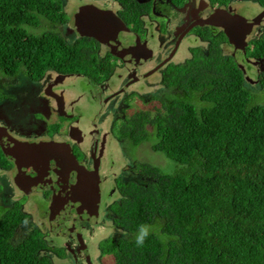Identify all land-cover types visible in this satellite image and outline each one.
<instances>
[{
    "label": "trees",
    "instance_id": "1",
    "mask_svg": "<svg viewBox=\"0 0 264 264\" xmlns=\"http://www.w3.org/2000/svg\"><path fill=\"white\" fill-rule=\"evenodd\" d=\"M112 1L129 22L150 11L138 0ZM255 2L264 8V0ZM69 22L64 0H0V79L39 80L51 71L105 77L96 41L63 36ZM221 41L212 38L207 53L195 49L185 65L169 68L165 84L186 97H166L163 109L141 111L120 128L119 139L133 148L152 139V150L178 168L138 163L139 180L119 181L110 220L118 235L104 243L115 264H264V77L257 81L226 58ZM247 52L264 59V37ZM11 165L0 146V170ZM30 222L22 203L4 205L0 186V264H53L39 228L18 240ZM140 224L152 226L142 247Z\"/></svg>",
    "mask_w": 264,
    "mask_h": 264
},
{
    "label": "flooded vegetation",
    "instance_id": "2",
    "mask_svg": "<svg viewBox=\"0 0 264 264\" xmlns=\"http://www.w3.org/2000/svg\"><path fill=\"white\" fill-rule=\"evenodd\" d=\"M138 1L145 4L150 11L132 19L131 22L122 16L123 9L119 3L116 2L119 5L118 9L110 10V7L98 6L101 2L98 4L95 2L91 3L93 5H88L91 6L90 9L82 11L79 15L74 12L70 15L71 21L60 28L63 36L69 42H75L80 38H88L97 42L96 57L101 64H105L104 69L107 70L105 77V74L100 76L104 77L103 79H100L99 76L88 77L83 73V75H67L56 71L47 72L39 80H32L23 74L14 78L2 77L0 79H4L7 83V86L4 87L0 81L2 90L7 97L3 101L0 100V125L7 127L8 132L21 141L35 140L49 144V141L56 139L57 143L64 147L67 159L77 161L92 176L95 174L92 178L93 184L101 183L98 191L92 189L91 186L89 187L91 191L88 189L80 193L76 192L68 198L65 197V193L60 192L59 196L50 188L35 192L26 186L17 185L16 181L7 184L4 188L5 192H2L1 188V199L4 205L15 202L22 203L23 208L32 218L34 213L30 212L31 210L28 208L31 197L34 195L44 197L47 209L46 216L42 217L45 220H42L41 223H35L32 220L30 224H32V228L37 227L42 231L46 242L49 235H53V233L57 234V238L62 241L57 245V249L52 251L51 260L56 257L63 261L68 259L73 264H106L104 259L110 255L105 254L106 246L102 247L107 240L116 238L117 232L102 239L101 246L98 248L99 257L96 261L91 258L90 245L84 237V233L87 232L90 235L95 233L93 224L99 222L100 225L102 220L105 221V224L108 222L113 224L110 221L111 206L116 202L114 197L119 195V181L139 180L137 164L149 162L147 157L142 154L144 153L142 145L133 148L129 142L119 139L122 124L141 111L154 113L163 109L167 102L166 97H186L172 94L171 89L165 84V75L169 68L171 66L179 68L185 65L193 58L192 52L195 49H201L207 53L212 38H215V41H221L223 35L227 37L224 29L218 26L219 11L235 15L229 12V4L224 5L213 0H184L181 5H178L175 0ZM235 1L241 0H234L231 3ZM77 10L82 9L78 8ZM108 11H111L112 17L109 16ZM77 17L85 18L88 21V24L81 26L79 31L78 27H74ZM104 17L106 18L105 22L95 30L98 21ZM114 18L120 19L127 26L131 35L134 36V43L136 42L133 48L130 46L129 50H126L127 59L126 56L120 58L117 55V53H121V49L117 45L112 48L93 36L95 33L99 38H102L100 32L112 31L109 24ZM208 21L211 23H207ZM252 34H256L253 41L255 38L264 37V22L257 24ZM187 41H189L186 46L187 56L183 61L178 60V55ZM120 42L124 43V39H121ZM250 43L251 41L249 45ZM219 45L224 56L226 58L233 57L239 62L244 72L245 66L249 65L252 66L249 70L251 74H255L257 81L264 77V59L249 58L248 52L246 54L236 53L235 47L229 42V39L225 42L222 40ZM144 68H150L151 71L142 74ZM134 72L137 74L135 75ZM64 79L68 82L69 79L78 80L82 82L81 85H88L86 82L88 80L97 92L90 96L91 99L96 97L97 100H100L101 97H104L102 108L95 114V122L92 117L87 115V109V113L83 116L81 110L73 108V105L78 104V101L74 102V100H72L70 110H72L75 119L70 117V121L65 120V115L59 116L55 110L57 105L51 100V96H59L64 91L62 83ZM142 82L147 83L145 86L147 91L135 88ZM136 103L144 105L146 109L136 110ZM102 113L105 115L99 123ZM108 121L109 123L104 126ZM147 128L149 131L152 130L149 125ZM147 143L145 144L147 145ZM67 147L70 148V151ZM109 159L112 162H108ZM13 163L12 161L11 166ZM14 166L18 167L17 164ZM108 166H115V168L109 172ZM15 174L17 175V173ZM25 177L29 178V175H25ZM106 179L112 181L110 188L107 186ZM84 192L87 193V199L78 198ZM107 197H110L109 200L104 202ZM55 198L57 203H55ZM103 204L105 206L102 209ZM69 221H73V226L67 223ZM61 249L64 253L61 252Z\"/></svg>",
    "mask_w": 264,
    "mask_h": 264
},
{
    "label": "rangeland",
    "instance_id": "3",
    "mask_svg": "<svg viewBox=\"0 0 264 264\" xmlns=\"http://www.w3.org/2000/svg\"><path fill=\"white\" fill-rule=\"evenodd\" d=\"M95 2H97V4L101 2L100 4H98V6L110 7V10H112V9L116 10L119 8V5L112 0H102V1L64 0L67 18L71 21L70 15H72L74 12H77L76 15L81 14L82 11L85 12V10L91 8V6H88V5H93L91 3H95ZM78 8H81L82 10L79 11V10H77ZM229 12L234 13L235 15L242 16L250 22L261 17L262 20H260V21L264 22V8H262L257 2H255V0H241V1H235L234 3H230L229 4ZM108 13H109V16H111V17L113 16L111 11L110 12L108 11ZM76 19L77 20H76L74 27H78V31H79V28L81 26L85 25L86 23L88 24V21H86L85 18H81V19L76 18ZM262 22L260 24H262ZM71 26H72V24H71ZM36 32L40 33V32H42V29H39ZM88 34H90V33H88ZM255 35L254 34L249 35L248 42H250V41L253 42ZM93 36L98 37L95 33L93 34ZM188 43H189V41H187L184 44L181 52L178 55V60L183 61L184 58L187 56L186 55L187 54L186 46ZM251 67L248 66L246 69L249 71V69ZM150 71H151L150 68H144V71H142V74L144 72L148 73ZM134 73H135V75L137 74L136 72H134ZM69 80H70L69 82L65 79L62 81V83L64 85V88H63L64 91L59 96H56V95L51 96V100H53L55 102V104L57 105L55 110L59 113V116L65 115V120H70L69 119L70 117L73 118L72 110H70V108H71L70 105H72V100H74V102L78 101V104H75V106L73 105V108L75 110H81V113L83 116L85 113H87V111H86V109H87L88 110L87 115L89 117H92L93 121L95 122V117H96L95 114H97V112L102 108L103 103H104L103 102L104 97H101L100 100H97L96 97L91 99L90 96H92L94 93H97V92L93 88L92 83L89 82L87 79H85V80H87L86 82L88 85H86V84L81 85L82 82H80L78 80H73V79H69ZM0 81L4 87L7 86V83L4 79L0 80ZM146 84L147 83L142 82V83L138 84L135 88L143 90V89H145ZM144 91H147V89H145ZM135 106H136V110H145L146 109V107H144V105H142L140 103H136ZM62 112H64V114H62ZM104 115H105V113L100 117L99 123H101V121L103 120ZM73 119H75V118H73ZM108 123H109V121L104 126H106ZM0 127H3L6 130V131L0 130V138H3V140L5 142H7V146L9 148H11L13 150L18 149L17 147H20V148L22 147V149H27L24 152H22L21 155H23V157L27 156L28 154L30 155L31 153H34L35 147L40 146V145H48L50 147L53 146L51 148L54 150L58 146L62 145L60 143H57L56 139L49 141L48 142L49 144H46L43 142L41 143V142H38L35 140L21 141V140L17 139L16 137H14L12 134H10L7 130V127L2 126V125H0ZM83 131L86 132V130H84V129H83ZM80 133H81V135H83L82 132H80ZM152 143H153V140L150 139V142L147 143V145L145 143L142 144L141 147H144L142 149V152H144V153H142L143 156L147 157V160L149 162L157 164V165L161 166L162 168L166 169L167 172L175 171L178 168V165H176L173 161L169 160L164 154L159 153V152H153V150L151 148ZM51 148L49 150H51ZM67 149L70 151V148L67 147ZM108 162H112L111 159H109ZM14 165L15 164L13 163V166H11V168L9 170L0 171V186L2 188V192H5L4 188L7 184H9L11 181H16V178L20 173L18 167L14 166ZM114 168H115V166H108L107 170L110 172ZM15 173H17V175ZM87 173H88V175H87V179H86L84 185L89 184L93 178V176L91 175L90 172H87ZM107 181H108L107 186H109V188H110L112 186V181L109 179ZM91 186H92V189H94L95 191H98V189H100L101 183H94L93 184V182H92ZM89 191H91V190L89 189ZM86 194L87 193L84 192L83 195L78 197V198L87 199L88 196H86ZM19 195L20 194L18 192V196ZM109 198L110 197L105 198L104 202L108 201ZM46 205L47 204L44 202L43 196L34 195L31 197V203L28 205V208L31 210L30 212L33 211V213H34V214H32V216H33L32 220L35 223H41L42 220H45L42 216H46V214H45L46 209H47ZM73 206H74V203H73ZM104 206L105 205L103 204L102 209L104 208ZM67 223L69 225L73 226V221L72 222L69 221ZM31 225L32 224L27 223L26 225H24L19 230V232L17 234L18 240L23 239L27 235L28 230H30L32 228ZM103 225H105V226L103 227ZM93 226H94L93 228L95 229V233H93L92 235H90L87 232L84 233V231H83V233L85 234L84 237L86 238L87 242L90 245L91 258L93 261H96V259L99 257L98 256L99 255L98 248L101 246L102 239L116 234L117 231H115V228H114L112 223L108 222L105 224L104 220H102L100 225H99V222H97V223H94ZM45 231H47V230H45ZM61 243H62V241L57 238V234H55V233H53V235L50 234L48 237V240H47L48 249L44 250L43 254L47 255L50 258L52 251L54 249H57V245L61 244ZM102 248H104V245ZM61 252L64 253L62 251V249H61ZM104 262L106 264H115V260H114V258H112V256L105 258ZM53 264H73V262L71 263L68 259L63 261V260H60V259L55 257V259L53 260Z\"/></svg>",
    "mask_w": 264,
    "mask_h": 264
},
{
    "label": "water",
    "instance_id": "4",
    "mask_svg": "<svg viewBox=\"0 0 264 264\" xmlns=\"http://www.w3.org/2000/svg\"><path fill=\"white\" fill-rule=\"evenodd\" d=\"M218 14V26L224 29L229 42L235 47L236 53L246 54L249 46L248 37L252 34L254 27L262 22L260 21L262 20L261 17L250 22L242 16L232 15L225 11H219ZM105 20L106 18L104 17L101 21H98L95 30ZM207 23L211 22L208 21ZM109 27L112 31L100 32L103 37L95 38L112 48L117 45L121 49V53H117V55L120 58L126 56L127 59L126 50H129L130 46L133 48L136 44L133 41L134 36L131 35L127 26L118 18H115L109 24ZM121 39H124V43L120 42ZM0 130L6 131L3 127H0ZM0 146L4 153L18 165L20 173L16 178V184L19 186H26L29 190L35 192L50 188L59 196L60 192L65 193V197L68 198V196L72 197L76 192L87 191L92 185V180L89 184L84 185L88 171L81 164L79 165L77 161L67 159L64 147L58 146L54 150L51 148L53 146L40 145L35 147L34 153L23 157L21 154L27 149L17 147L18 149L13 150L7 146V142L3 138H0ZM50 148L51 150H49ZM25 175H29V178L25 177ZM55 203H57L56 198Z\"/></svg>",
    "mask_w": 264,
    "mask_h": 264
},
{
    "label": "clouds",
    "instance_id": "5",
    "mask_svg": "<svg viewBox=\"0 0 264 264\" xmlns=\"http://www.w3.org/2000/svg\"><path fill=\"white\" fill-rule=\"evenodd\" d=\"M152 231V226L148 224H140L137 228V232L135 234V241L137 246L142 247L145 243V240L148 238ZM123 235H127V233H123Z\"/></svg>",
    "mask_w": 264,
    "mask_h": 264
}]
</instances>
